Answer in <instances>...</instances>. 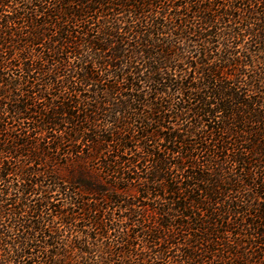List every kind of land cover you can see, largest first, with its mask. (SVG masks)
<instances>
[{
    "label": "trees",
    "instance_id": "1",
    "mask_svg": "<svg viewBox=\"0 0 264 264\" xmlns=\"http://www.w3.org/2000/svg\"><path fill=\"white\" fill-rule=\"evenodd\" d=\"M0 264H264V0H0Z\"/></svg>",
    "mask_w": 264,
    "mask_h": 264
}]
</instances>
